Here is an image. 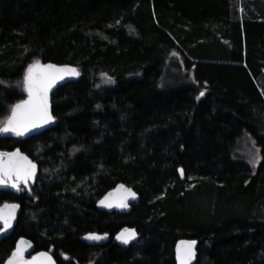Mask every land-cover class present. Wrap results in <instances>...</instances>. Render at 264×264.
<instances>
[{
	"label": "trees",
	"instance_id": "1",
	"mask_svg": "<svg viewBox=\"0 0 264 264\" xmlns=\"http://www.w3.org/2000/svg\"><path fill=\"white\" fill-rule=\"evenodd\" d=\"M36 61L79 77L53 94L54 127L0 135L40 165L30 194L0 192L22 208L0 264L20 237L58 264H176L179 239L198 241L195 264H264V0H1L0 121ZM103 72L118 83L96 91ZM120 183L140 202L98 211ZM125 226L141 235L127 249L81 240Z\"/></svg>",
	"mask_w": 264,
	"mask_h": 264
},
{
	"label": "snow or ice",
	"instance_id": "2",
	"mask_svg": "<svg viewBox=\"0 0 264 264\" xmlns=\"http://www.w3.org/2000/svg\"><path fill=\"white\" fill-rule=\"evenodd\" d=\"M58 73L79 75L74 68H57L52 64L42 66L39 61L28 67L23 86L29 98L11 106V115L0 121V135L11 134L15 137H24L32 130L52 122L53 117L48 110V91L57 78H63L62 75L57 76L56 74ZM203 95L204 93L201 92L200 96ZM35 169L36 165L27 156L23 155L19 149L12 152H0V187H9L17 192L21 191L20 186L23 184L27 187L28 181L35 175ZM180 173L183 176L182 169ZM121 188H123V185H121ZM101 203L105 207H110V205L104 204L103 201ZM18 207L16 204H5L0 209V225H2L0 227V235L12 227V221L15 219V210ZM124 231L128 233L127 238H123V234L117 236V239L121 240L122 243L128 244L130 240L136 238L134 230L125 229ZM85 239L99 240L102 237L89 234ZM195 243V241L181 242V245L184 246L183 256L181 255V246H177V259L180 264H188L193 255L192 248ZM29 246L27 241L20 240L8 257L6 264H53L52 257L46 253H40L38 257L26 260L24 253Z\"/></svg>",
	"mask_w": 264,
	"mask_h": 264
},
{
	"label": "water",
	"instance_id": "3",
	"mask_svg": "<svg viewBox=\"0 0 264 264\" xmlns=\"http://www.w3.org/2000/svg\"><path fill=\"white\" fill-rule=\"evenodd\" d=\"M0 2H1V0H0ZM40 64L42 66H46L48 64H52V65H55L57 68H65V67L74 68L79 73V70H78V68L76 66L59 65V64H55V63H40ZM56 75L57 76L62 75L63 78L62 79L61 78H57L55 83L53 84V86L48 91V110H49L50 115L53 117L52 122L43 125L41 128L32 130L31 132H29L24 137H15V136H13L11 134H7V135H3V136L9 137V138H13V139H18V140H25V139L31 138L33 136L39 135V134L45 132L46 130H48V129H50V128H52V127H54L56 125L57 118L53 114V110H52V96H53V94L56 92V90L60 86H63V85H65L67 83H70V82H73L79 77V75H74V74H71V73H62V74L58 73ZM28 98L29 97H28V94L26 92V97L22 101H25ZM20 102H18V103H20ZM10 115H11V113H10ZM17 149H19V148H17ZM17 149H14L12 151H15ZM12 151H1V152H12ZM20 152L23 155L27 156L28 159L33 164L36 165L35 175L32 177V179H30L28 181L27 187H25L23 184L20 186L21 187V191H19V192H17L16 190H14L12 188H9V187H0V192H11V193H13L16 196L23 195V194H26V193L30 194L32 185H34L38 181V179L40 177V165L36 161H34L31 157H29L27 154L22 152L21 150H20ZM121 185H123V188H121ZM133 194H134V196H133ZM140 200H141V197H140L139 193L135 189H133L132 187H130V186L124 184V183H120L116 187H114L113 189H111L110 191L105 193L99 200H97V202L95 204V208L98 211H100V212H105V213H110V214L111 213H119V214L127 215V214L132 212L133 206L135 204L139 203ZM102 201L104 202V204L110 205V207H105L101 203ZM5 204H8V205L16 204L19 207L15 210V219L12 221V227L10 229H8L4 234L0 235V243L4 239L10 237L14 233L16 225L18 223L19 216H20L21 211H22L20 203L15 202V201H13V202L6 201V202L1 203L0 204V209H2ZM0 227H2V225H0ZM125 229L134 230L135 233H136V238L134 240H130V242L128 244H124V243L121 242V240L117 239V236L121 235V234H123V238H127L128 237V233H126L124 231ZM89 234H95V235H97L99 237H102V239H99V240H88V239H85V237L88 236ZM140 237H141V235L138 232L137 228L130 227V226H125L122 229H120L113 236V238L111 237V235L109 233L89 232V233H86L85 235H83L81 240L85 244H87L88 246H92V247H94V246H106V245L110 244L111 242H113L115 245H117V246H119L121 248L127 249V248L131 247L132 245L137 244L140 241ZM22 239L24 241H27L28 244L30 245L29 247H27V250L24 253V258L26 260H31L33 257H38L40 253H46L48 256L52 257L53 264H58V262H57L56 258L54 257L52 251H50V250H39V251L36 250V247H35L34 243L30 239H28L26 237H20L17 240L16 245ZM182 241H184V242L195 241L196 242L195 245L192 248L193 255H192L191 259L188 261V264H195L196 261H197L198 241L194 240V239H179L177 241L176 246H175V260H176V264H180V261L177 259V246L178 245L181 246V255L183 256V254H184V246L181 245ZM16 245H15V248H16ZM11 253H10V255H11ZM8 257H7V259H8ZM7 259L4 261L3 264H6ZM63 259L67 260V255H64Z\"/></svg>",
	"mask_w": 264,
	"mask_h": 264
},
{
	"label": "rangeland",
	"instance_id": "4",
	"mask_svg": "<svg viewBox=\"0 0 264 264\" xmlns=\"http://www.w3.org/2000/svg\"><path fill=\"white\" fill-rule=\"evenodd\" d=\"M166 77H167V81H164V83L169 86L177 85L182 82V81H176L177 73L174 68L170 69V72ZM117 83L118 81L113 76L103 72L98 76V81L95 84V90L103 91L104 89L114 87L115 85H117ZM160 87L162 89H167L164 85L163 86L160 85ZM239 152L243 154L242 156L246 157L245 161L249 163L254 170L258 167L262 159V156L260 153V149L255 145V143L249 142V144L244 146L243 149Z\"/></svg>",
	"mask_w": 264,
	"mask_h": 264
}]
</instances>
